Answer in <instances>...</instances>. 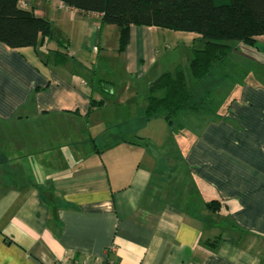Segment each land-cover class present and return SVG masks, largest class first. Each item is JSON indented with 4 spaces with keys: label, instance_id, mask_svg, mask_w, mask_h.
Wrapping results in <instances>:
<instances>
[{
    "label": "crops",
    "instance_id": "obj_1",
    "mask_svg": "<svg viewBox=\"0 0 264 264\" xmlns=\"http://www.w3.org/2000/svg\"><path fill=\"white\" fill-rule=\"evenodd\" d=\"M20 5L69 48L0 41V264H264V35L233 53L256 63L259 80L237 83L221 113L190 114L193 137L172 144L162 116L146 119L148 87L135 83L167 70L159 60L175 32L133 25L119 51V28L99 13ZM187 34L190 50L202 45ZM114 61L129 84L121 91L99 71Z\"/></svg>",
    "mask_w": 264,
    "mask_h": 264
},
{
    "label": "trees",
    "instance_id": "obj_2",
    "mask_svg": "<svg viewBox=\"0 0 264 264\" xmlns=\"http://www.w3.org/2000/svg\"><path fill=\"white\" fill-rule=\"evenodd\" d=\"M65 6L82 14L99 13L102 23L119 28V51L130 41L133 25L156 26L175 31L193 32L201 36V46L190 50L189 66L197 82L204 83L215 73L228 77L233 53L237 49L231 40L248 46L264 35V0H61ZM55 40L60 49L67 50L69 41L53 23L22 8L20 0H0V41L18 47H36ZM53 50L55 64H64L67 52ZM214 91L194 98L189 88L184 66L178 63L164 71L146 91L145 117L162 116L172 134L179 133L190 114L210 110ZM95 102V101H93ZM92 102V104H93ZM142 144L141 139L131 141ZM213 212L222 202L206 204ZM220 237L210 242L216 248Z\"/></svg>",
    "mask_w": 264,
    "mask_h": 264
},
{
    "label": "rangeland",
    "instance_id": "obj_3",
    "mask_svg": "<svg viewBox=\"0 0 264 264\" xmlns=\"http://www.w3.org/2000/svg\"><path fill=\"white\" fill-rule=\"evenodd\" d=\"M172 33L174 36L169 37V46L168 49H163L162 56L159 60V65L158 67H164L165 69H173L174 66L177 63L183 64L186 70V77H187V82L189 88L193 91L194 93V98L199 99L200 97H203L208 90H213L214 93L212 95L213 103L211 104L210 110V116H213L214 113H221L223 112L224 108L229 104L230 100L236 95L237 93V87L240 81L247 80L248 82H256L259 80L258 78V68L256 66V63L249 62L248 60L241 59L239 57V53H248L246 52L245 49H249L250 46L243 44L240 41L236 40H231L230 43L234 46H241L239 47V53L234 56L233 58V64L227 71L229 74L228 79H223L222 77L223 74L220 73H215L212 77L208 78L205 82V84L202 82H197L195 78L192 75L191 69L189 64H187V56L190 53V45L188 37L186 35L188 32L184 31H175L172 30ZM200 46V44L196 45ZM260 69V68H259ZM99 71L101 74H104L106 76H109L112 80H116V84H114V87L116 90H122L124 86L127 84L126 82V75L124 72V69L114 61V64L111 67L108 68H99ZM151 77H148L146 81L138 82L135 83L136 85H139L141 88H143L145 85L149 87ZM132 85L135 86L136 85ZM129 86V84H127ZM126 86V87H128ZM146 87V88H147ZM114 89V90H115ZM196 124H189L186 123L184 128L177 134H173V140L172 144H176L177 142H180L184 140V138H191L193 137V129L197 125ZM176 142V143H175ZM169 144H166V146ZM165 149V148H163ZM159 149V153L161 155L164 154L165 150ZM157 150V149H156Z\"/></svg>",
    "mask_w": 264,
    "mask_h": 264
},
{
    "label": "built area",
    "instance_id": "obj_4",
    "mask_svg": "<svg viewBox=\"0 0 264 264\" xmlns=\"http://www.w3.org/2000/svg\"><path fill=\"white\" fill-rule=\"evenodd\" d=\"M57 264H81V263H78V262H74V261H70L68 259H63L61 260L59 263ZM103 264H115L113 260L111 259H106Z\"/></svg>",
    "mask_w": 264,
    "mask_h": 264
}]
</instances>
